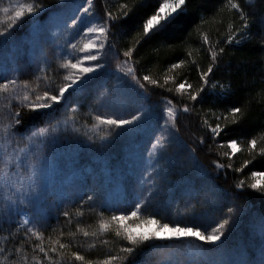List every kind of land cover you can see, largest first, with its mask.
Returning <instances> with one entry per match:
<instances>
[{"label":"trees","instance_id":"trees-1","mask_svg":"<svg viewBox=\"0 0 264 264\" xmlns=\"http://www.w3.org/2000/svg\"><path fill=\"white\" fill-rule=\"evenodd\" d=\"M17 2H43L56 7L57 13L41 17V23L47 25L42 34L25 24L14 37H9L6 43H0V83L5 79L16 78L18 83L28 81L33 87L38 84L41 91L49 85L54 90L63 82V76L67 74L60 66L62 60L70 53L73 59L83 55L70 50L67 46L68 41L77 42L80 26L70 29L64 21L77 7L86 6V0H0V9L8 7L11 14L10 6L14 7ZM159 2L160 0H142L143 7L137 8L131 15L125 30L113 37L111 43L115 44V48L106 50V58L102 63H105L107 68L101 71L87 89L72 92L68 102L62 104L51 119L40 118L30 121L26 118L25 126L30 131L25 135L37 128L48 129L44 137L29 142L33 152L43 151V155L50 162L49 191L53 194L48 195L42 202L39 212L34 207L28 208L36 227L46 237L45 247L50 243L47 237L51 236L52 240H55L59 236L60 229L65 233L77 232L79 226L93 231L100 219L98 213L103 212L104 217L107 218L113 211L129 212L133 209L135 197L127 194L126 189L133 181H141L150 169L151 162L147 159L146 151L149 141L158 134L157 125L153 122L136 134L113 137L112 141H101L99 137L103 133L93 132L92 126L97 123L96 115L127 116L133 114L139 106L129 85L120 80L122 74L119 73L117 64L125 59L123 51L132 47L133 37L141 31L143 20L155 10ZM240 2L246 11L254 8L257 16L264 15V0H251V2L240 0ZM124 3H129L131 6V0H93L92 11L95 15L88 16L87 19L103 22L107 11L117 15L120 6ZM224 3L225 0H195L193 8L197 5L200 7L196 11L190 9L187 17L177 21V25L180 26L179 31L177 26L173 25L168 32L153 36L151 39L146 38V42L142 41L133 53L138 75L151 74L163 83L170 64L181 59H187L189 62L195 59L202 68L206 69L209 57L201 49V42L193 29L202 15L209 22L201 25V29L208 32L213 41L224 33L228 23L234 18L227 11L215 15L216 10ZM235 19L238 23V17ZM0 21L7 23V15L2 10H0ZM252 31L254 38L250 42L235 49L229 46L228 69L217 72L215 76L216 79L223 78L232 82L234 95L230 97L231 103H221L213 97L208 104L203 105V111H200V104L195 105L197 111H200L199 115L196 112L181 113L180 135L185 141V147L174 166L168 168L166 181H160L164 192L152 204L142 209L145 215L154 214L164 222L179 221L182 225L194 224L210 230L226 214L228 207L250 205L252 213L258 214L264 211V200L260 198L259 193H253L250 188H246L238 197L227 194L218 197L211 187L203 190L195 200L182 195L190 181L198 182L200 170L207 171L212 178L210 182L214 188L217 191L222 189L225 193L239 192L240 190L235 188L239 180L243 179L246 184H250L253 182L251 172L264 171V156L260 155V149L264 148V139H260L261 134H264V81L261 79L264 76V72L261 71L264 69V46L259 43L261 35H264V26L258 24ZM188 32H193V35L188 38L187 43H182L181 37L186 36ZM188 51L192 52L191 57L187 56ZM90 63L85 62L84 66H90ZM45 65H47V80L43 79L42 69ZM167 74L175 76L177 83L187 78L188 82L195 86L199 81L196 65L191 63ZM37 77L41 78L37 80ZM168 87L175 88V85L169 83ZM149 93L151 94L149 102L155 108L157 117L162 111L164 97L173 100L178 108H182L185 103L191 106L186 95L181 98L175 91L169 93L165 89L149 86ZM212 103L219 105L213 108L217 116L221 113L227 115L228 108L233 104L245 107L247 116L239 124H232L231 117L227 120L223 118L216 120L211 113H208V107ZM16 107L18 102L13 101V108ZM4 117H9V109L0 102V118ZM72 117H75L74 121ZM203 119H208L212 126L216 123L221 125L227 123L228 128L219 137L213 138L210 129L204 126ZM0 122L6 121L0 120ZM101 128L107 131L106 126L101 125ZM199 137H203V144L199 143ZM254 137L257 138L258 145L255 150L249 152L248 142ZM233 139L237 140L240 146V151L234 155L228 147L229 141ZM191 148L196 149L194 156L190 151ZM170 150L175 154L174 147ZM217 160L225 165L231 164L232 168H226L218 173L213 164V161ZM246 160L253 162L244 168L243 172L234 171L243 167ZM224 171L227 172L226 177ZM261 182L264 183V178ZM93 189L99 193L98 198L81 207V197L86 199L85 193ZM169 190L172 191V195L168 194ZM192 205L195 207L193 208ZM78 209L84 212V216L76 215ZM65 210L72 214L71 223L62 214ZM18 216L12 217V223H4V218L0 217V247L11 249L15 245L19 248L20 242L24 239L23 230L15 239L7 241L3 239L20 227ZM253 238H259V226L258 223H253L250 215L244 217L239 231L234 234L233 244L242 248L245 244L251 243ZM104 239L109 243H101ZM69 241L73 244V248L62 264H78L71 261V251H80L88 259H102L110 251L114 252L120 243L114 233L99 238H86L82 233L77 232L74 238L68 236L62 238V242ZM33 243L39 241L33 237L32 241L25 244V251L30 258ZM92 244L96 247H90ZM36 254L43 259L42 254L38 252ZM256 255H259L258 251ZM140 258L142 257H138ZM0 264L7 262L0 257Z\"/></svg>","mask_w":264,"mask_h":264},{"label":"snow or ice","instance_id":"snow-or-ice-1","mask_svg":"<svg viewBox=\"0 0 264 264\" xmlns=\"http://www.w3.org/2000/svg\"><path fill=\"white\" fill-rule=\"evenodd\" d=\"M193 5H195V0H160L155 10L143 20L141 31L133 37L132 47L123 51L125 59L117 64V69L122 74L120 80L129 85L139 106L133 114L127 116L96 115L97 123L92 126V130L103 133L99 137L101 141H112L113 137L136 134L155 122L158 134H155L149 141L146 151L147 159L151 162L150 169L141 181H133L126 189L127 194L135 197L131 211H113L107 218L104 217L103 212L98 213L100 219L93 231L77 227V232L82 233L86 238H99L114 233L120 241L117 249L107 253L104 258L95 260L86 258L80 251H71L73 262H78V264H264V211L258 214L252 213L250 205L228 207L226 214L210 230L202 229L194 224L182 225L179 221L164 222L154 214L145 215L142 212V209L152 204L164 192L160 181H166L168 168L174 166L180 152L185 147V141L180 135L181 113L196 112L199 115L200 111H203V105L208 104L213 97L221 103H231L230 97L234 95L232 82L223 78L216 79V73L228 69L230 54L227 49L229 46L235 49L250 42L254 38L253 28L258 24L264 26V15L257 16L254 8L246 11L240 0H225V3L215 13V15H220L227 11L234 17L228 23L224 33L213 41L209 33L201 29V25L209 22L202 15L193 29L201 42V49L209 57L206 69L202 68L195 59L190 62L187 59H181L170 64L167 69V73H172L176 69L188 66L189 63L196 65L199 81L195 86L189 83L187 78L177 83L175 76L167 73L164 75L163 83L151 74L138 75L137 64L133 60L136 48L142 41L146 42V38L151 39L153 36L168 32L173 25H176L179 31L180 26L177 25V21L182 17H187L190 9L196 11L200 7L197 5L193 8ZM10 7L11 14H9L10 8L8 7L0 9L7 15L6 24L0 21V25H3L0 26V38H3L0 43H6L9 37H14L15 33L25 24L42 34L47 25L41 23V17L57 13L56 7L43 2H17L14 7ZM140 7H143L142 0H131V6L129 3L122 4L117 15H114L112 11H107L103 22L90 21L87 17L95 15L92 11L94 4L93 0H86V6L77 7L64 21L70 29L80 26L77 42L68 41L67 46L70 50L83 55L73 59L70 53L62 60L60 66L67 72L63 76L62 83L54 90L49 85L43 91L40 90L38 84L33 87L28 81L18 83L16 78L5 79L3 83H0V102H3L4 106L9 109V117L0 118L6 121L0 122V189L4 192L3 199H0V217L4 218V223H12L13 216L22 215L19 222L20 227L3 239L6 241L15 239L21 230H23L24 237L19 248L15 245L11 249L0 247V257L7 264H62L68 252L73 248L70 241L62 242V238L64 236L74 238L77 232L65 233L62 229L59 230V236L55 240H52L51 236L47 237L50 243L48 247H45L44 233L36 227L35 220L26 211L27 208L34 207L39 212L42 202L53 193L49 191L50 162L43 155V151L33 152L29 145L32 140L44 137L48 129L37 128L25 135L30 131L25 126V121L26 118L30 121L53 118L58 108L68 102L72 92L87 89L101 71L107 68L102 61L106 58V50L115 48V44L111 43L113 37L125 30L131 15ZM236 17H238V23ZM192 35L193 32H188L186 36L181 37V42L187 43ZM259 43L264 46V35H261ZM187 56L191 57L192 52L188 51ZM85 62H91L90 66H84ZM42 71L44 72L43 79L47 80V65ZM261 71L264 72V69ZM40 78L37 77V80ZM261 79L264 81V76ZM169 83L175 85V88L168 87ZM149 86L165 89L169 93L175 91L181 98L186 95L191 106L185 103L182 108H178L173 100L164 97L162 111L157 117L155 108L149 102L151 95ZM13 101L18 102V107L13 108ZM196 104L201 105L200 111L195 108ZM218 106L212 103L208 107V113H211L216 120L221 118L227 120L231 117L232 124H239L247 116L246 108L235 104L228 108L227 115L221 113L217 116L213 108ZM72 119L74 121L75 117ZM203 124L210 129L213 138L219 137L228 128L227 123L223 125L216 123L212 126L208 119H203ZM101 125L106 126L107 131H104ZM198 139L200 144L204 143L203 137ZM260 139H264V134H261ZM257 145V138H252L248 142V151L252 152ZM172 147L176 149L175 154L170 150ZM228 147L233 155L240 151V146L235 139L229 141ZM190 151L194 156L196 149L191 148ZM260 155L264 156V148L260 149ZM252 162V160H246L243 167L234 169V171L243 172L244 168ZM213 164L218 173L226 168H232L231 164L225 165L218 160L213 161ZM224 175L227 176L226 171ZM251 177L253 182L250 184H246L243 179L235 184L239 192L225 193L222 189L217 191L214 188L210 182L212 178L207 171L200 170L198 182L190 181L182 195L195 200L203 190L211 187L218 197L226 194L238 197L244 193L246 188H250L253 193H259L260 198L264 200V183L261 182L264 178V171H253ZM168 194L173 193L169 190ZM85 196L86 199L81 197V207L95 201L99 193L93 189L85 193ZM21 205L25 209L23 213ZM192 207L194 208L195 205ZM62 214L71 223V212L65 210ZM76 215L82 217L84 212L78 209ZM250 215L253 223H258L259 238H253L251 243L241 248L233 244V236L239 231L244 217ZM33 237L39 243L31 245L32 256L30 258L25 251V244L32 241ZM101 243L108 244L109 241L104 239ZM90 247L94 248L96 245L92 244ZM233 249H235V254H233ZM37 252L43 255V259L36 254ZM13 256L16 258L12 259ZM138 257L142 258L138 259Z\"/></svg>","mask_w":264,"mask_h":264},{"label":"rangeland","instance_id":"rangeland-1","mask_svg":"<svg viewBox=\"0 0 264 264\" xmlns=\"http://www.w3.org/2000/svg\"><path fill=\"white\" fill-rule=\"evenodd\" d=\"M3 196H4V192H3L2 189H0V199H3ZM24 211H25L24 206L21 205V212L23 213ZM26 211H27V213L30 215V211H29L28 208L26 209ZM18 219H19V222H20L21 219H22V215H19V216H18Z\"/></svg>","mask_w":264,"mask_h":264}]
</instances>
